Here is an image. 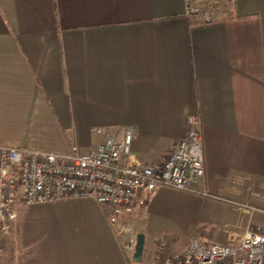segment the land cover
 <instances>
[{"label":"crops","instance_id":"obj_1","mask_svg":"<svg viewBox=\"0 0 264 264\" xmlns=\"http://www.w3.org/2000/svg\"><path fill=\"white\" fill-rule=\"evenodd\" d=\"M185 2L0 0V145L87 151L100 140L91 129L131 127V154L158 165L197 117L198 189L214 198L159 187L145 214L183 208L222 226L221 238L199 239L223 244L247 228L264 231V0L225 3L207 25L186 19ZM169 193L198 201L180 207ZM17 220L15 263L156 264L169 255L160 243L153 258L144 234L134 263L120 227L89 200L21 205Z\"/></svg>","mask_w":264,"mask_h":264},{"label":"built area","instance_id":"obj_2","mask_svg":"<svg viewBox=\"0 0 264 264\" xmlns=\"http://www.w3.org/2000/svg\"><path fill=\"white\" fill-rule=\"evenodd\" d=\"M225 3L186 0L185 17L192 24L213 23L216 13L225 10ZM90 132L100 140L87 151L76 145L66 153L0 145V264H21L7 262L3 246L14 232L21 205L89 200L116 228L125 217L143 209L159 187L214 198L198 189L205 170L197 117H188L185 138L158 165L131 154L135 137L131 127L115 132L93 128ZM126 248L133 251L132 244ZM161 264H264V231L247 228L240 237L223 244L192 238L180 255L165 257Z\"/></svg>","mask_w":264,"mask_h":264},{"label":"rangeland","instance_id":"obj_3","mask_svg":"<svg viewBox=\"0 0 264 264\" xmlns=\"http://www.w3.org/2000/svg\"><path fill=\"white\" fill-rule=\"evenodd\" d=\"M152 197L149 198V201H151ZM167 199L173 202V204H179L180 207L184 205L185 208H187L186 205H193L195 201H198V199L184 193H169ZM147 204L149 205V202ZM146 206L134 213L136 214L138 211H142L132 223L130 220H123L122 222L125 223H123V227L119 225V233H122L126 243L130 242V244H133L136 235L142 234L144 236V234H148L152 237L153 258L154 252H156V248L160 243H163L164 251L169 254L166 257H173L176 256L174 253L178 252L184 245H187L188 241L192 238L219 239L222 237V226L218 224L208 225L207 223L199 222L193 214L189 215L190 212H187V210L183 208L174 209L171 206L159 207L145 214ZM250 211L251 209H249V212ZM225 228L227 229L230 227L225 226ZM13 235H15V231L3 242V246L6 249L7 262L9 263H12L14 260L18 261L19 259L17 256L18 246L14 245L12 239L15 240V238H13ZM162 260L163 257H155L156 264H161Z\"/></svg>","mask_w":264,"mask_h":264},{"label":"water","instance_id":"obj_4","mask_svg":"<svg viewBox=\"0 0 264 264\" xmlns=\"http://www.w3.org/2000/svg\"><path fill=\"white\" fill-rule=\"evenodd\" d=\"M144 246V236L142 234L136 235L135 245L133 248L132 260L134 263H139L142 259Z\"/></svg>","mask_w":264,"mask_h":264}]
</instances>
